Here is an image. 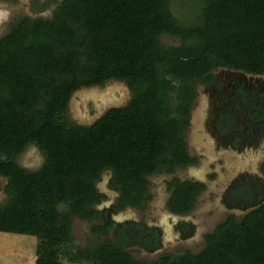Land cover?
Instances as JSON below:
<instances>
[{
  "label": "trees",
  "instance_id": "trees-1",
  "mask_svg": "<svg viewBox=\"0 0 264 264\" xmlns=\"http://www.w3.org/2000/svg\"><path fill=\"white\" fill-rule=\"evenodd\" d=\"M194 4L195 15L181 22L172 0H62L49 18H18L0 37V232L34 237L36 264H264V204L229 215L199 252L152 261L126 247L151 252L158 230L114 224L109 210L96 209L106 199L96 188L105 173L117 193L111 210L142 213L152 199L149 177L196 163L185 132L196 88L212 82L214 70L264 76V0ZM110 81L125 84L128 102L91 125L71 121L72 95ZM29 147L42 158L35 169L18 163ZM166 186L175 216L188 214L205 188L176 177ZM250 186L232 196L254 204ZM75 219L91 225L94 242L73 244Z\"/></svg>",
  "mask_w": 264,
  "mask_h": 264
},
{
  "label": "rangeland",
  "instance_id": "rangeland-1",
  "mask_svg": "<svg viewBox=\"0 0 264 264\" xmlns=\"http://www.w3.org/2000/svg\"><path fill=\"white\" fill-rule=\"evenodd\" d=\"M61 1L0 0V13L5 14V18H0V37L18 18H49ZM171 10L179 21L186 22L188 17L191 19L195 15L194 0H172ZM160 41L164 45L177 44L174 38L167 36H162ZM198 91L197 98L194 100V109L190 112V125L185 132L187 151L196 159V164L184 170H177L172 175L162 173L149 177L148 192L152 199L147 203L144 212L126 208L113 216L117 223L133 222L142 224L146 230L160 231L161 247L157 250L145 251L137 243L126 247V250L136 259L152 261L162 253H178L184 249L197 253L203 247V236L210 233L229 215L241 217L249 210L264 204V176L260 172L264 153L246 151L241 156L216 147L210 139L211 136L206 134L203 128L202 121L207 100L201 87H198ZM129 99L130 93L122 82L110 81L103 87L80 89L69 100V117L76 124L91 125L106 110L124 106ZM41 162V155L34 147L27 148L18 158V163L28 169L37 168ZM242 174H256L262 179V192L258 199H255L257 202L255 205L240 202L229 193V196L225 197L231 181ZM172 177L180 181H197L205 186L196 198L192 210L183 216H171L166 209V201L169 197L166 182ZM109 180L110 174L105 173L97 182L96 188L99 192L105 193L106 203H113L117 193L107 189ZM4 184L5 181L0 178V202L4 199L2 193ZM102 203L96 209H102L105 205ZM179 225L181 229L178 228ZM90 226L89 223L77 219L73 221L74 245L81 247L96 240V236L90 232ZM36 247L37 240L34 237L0 232V264H36ZM58 263L71 264L65 259L59 260Z\"/></svg>",
  "mask_w": 264,
  "mask_h": 264
},
{
  "label": "flooded vegetation",
  "instance_id": "flooded-vegetation-1",
  "mask_svg": "<svg viewBox=\"0 0 264 264\" xmlns=\"http://www.w3.org/2000/svg\"><path fill=\"white\" fill-rule=\"evenodd\" d=\"M214 71L212 72V82L198 86L202 88V93L206 95L207 100L202 121L204 131L211 136L210 139L214 145L222 150L235 152L241 156L246 151L264 153V80L256 77L249 78L248 74L243 76L234 70L220 68ZM198 87L196 88V98L199 93ZM194 106L195 101L191 110L194 109ZM252 112L258 115L253 116ZM262 184L260 176L242 174L231 181L225 197L229 196L228 193L232 195L236 188L241 189L249 185L252 187L250 193L255 205V199H258L262 192ZM103 187L105 188V186ZM106 187L115 192L110 188V181ZM100 193L105 196L104 192ZM102 204L106 206V201ZM109 204L108 207L97 209L109 210L107 220L114 224H120L113 219V216L119 212L111 210L113 203ZM178 228L181 229V226L179 225ZM158 233L160 236L159 230ZM158 239V247L154 250L161 247L160 238Z\"/></svg>",
  "mask_w": 264,
  "mask_h": 264
},
{
  "label": "water",
  "instance_id": "water-1",
  "mask_svg": "<svg viewBox=\"0 0 264 264\" xmlns=\"http://www.w3.org/2000/svg\"><path fill=\"white\" fill-rule=\"evenodd\" d=\"M226 70H227V69H226ZM237 72H238V73H241L243 76H247V75L244 74L243 72H239V71H237ZM248 77H249V78L256 77L257 79H258V78H261V79L264 80V76H252V75H248ZM109 205H110L109 203H106V206L104 205L103 208H104V207H108ZM170 215H171V214H170ZM171 216H173V215H171Z\"/></svg>",
  "mask_w": 264,
  "mask_h": 264
},
{
  "label": "clouds",
  "instance_id": "clouds-1",
  "mask_svg": "<svg viewBox=\"0 0 264 264\" xmlns=\"http://www.w3.org/2000/svg\"><path fill=\"white\" fill-rule=\"evenodd\" d=\"M0 18H5V14L4 13H0ZM170 214V213H169ZM172 215V214H171ZM175 216V215H173Z\"/></svg>",
  "mask_w": 264,
  "mask_h": 264
}]
</instances>
